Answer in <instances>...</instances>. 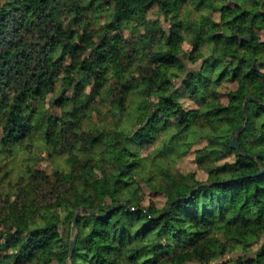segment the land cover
Segmentation results:
<instances>
[{"label":"trees","instance_id":"trees-1","mask_svg":"<svg viewBox=\"0 0 264 264\" xmlns=\"http://www.w3.org/2000/svg\"><path fill=\"white\" fill-rule=\"evenodd\" d=\"M251 30L264 0H0V264H264Z\"/></svg>","mask_w":264,"mask_h":264},{"label":"rangeland","instance_id":"rangeland-1","mask_svg":"<svg viewBox=\"0 0 264 264\" xmlns=\"http://www.w3.org/2000/svg\"><path fill=\"white\" fill-rule=\"evenodd\" d=\"M152 16V15H151ZM247 37L248 39L251 40V42L253 43V45L255 46L256 51H260L261 50V40L264 39V34L261 33L259 30H251V31H247ZM183 48L184 49H188L189 46L186 43H183ZM263 75V72H261ZM158 103V99L155 97H149L146 100H144L143 102L138 104V110H140L143 113H146L148 115H151L154 111V108L156 106V104ZM224 103V99H220L218 101H215L214 104L217 106H220ZM165 112H161V117L162 119H170V114L172 111V106L171 105H166ZM204 143H198L196 145H194V147L192 148V150L186 154L185 156H183L182 158H180L177 162V168L184 172H190L193 171L196 174L197 179L199 180H204L206 178V175L204 172H202L200 169H198L197 167V156L194 152V148L200 147L202 146ZM142 154L146 155L148 157H152L154 155L153 153V147L149 146V147H145L142 149ZM43 159L40 160V163L37 165L39 168L44 169L45 171H50L51 169V164L49 162V160L45 159V155L43 154ZM93 175L99 177L101 175V172L98 169H93L92 170ZM96 190L98 191V186L95 185ZM2 189L3 193L6 191L3 189V187H0V190ZM99 192V191H98ZM155 203L160 207L163 203V198L157 197L154 198ZM53 211L57 212L56 207H52ZM234 254L233 253H229L226 255V257L224 259H222V261H225L229 258H231ZM220 261L215 260L213 262H211V264H219ZM188 264H196V263H188Z\"/></svg>","mask_w":264,"mask_h":264},{"label":"water","instance_id":"water-1","mask_svg":"<svg viewBox=\"0 0 264 264\" xmlns=\"http://www.w3.org/2000/svg\"><path fill=\"white\" fill-rule=\"evenodd\" d=\"M244 126H245V124L241 125L238 128L237 133L234 135V137L231 139V142H230L231 148H233L237 152H239L238 135H239L240 131L244 128ZM91 213L93 214V212H91ZM78 214H79V211L76 212V215L74 217V220H73V225L74 226H76V218H77ZM76 236H77V231L75 232V235H74V237H73V239L71 240V243H70V249H69V255H68L69 258L71 257L73 249H74Z\"/></svg>","mask_w":264,"mask_h":264}]
</instances>
